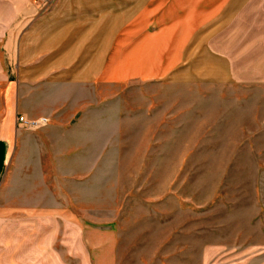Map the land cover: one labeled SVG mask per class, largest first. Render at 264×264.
I'll list each match as a JSON object with an SVG mask.
<instances>
[{
	"label": "rangeland",
	"instance_id": "rangeland-1",
	"mask_svg": "<svg viewBox=\"0 0 264 264\" xmlns=\"http://www.w3.org/2000/svg\"><path fill=\"white\" fill-rule=\"evenodd\" d=\"M261 3L170 76L63 89L24 126L0 264H264ZM25 207L46 210L41 247H25Z\"/></svg>",
	"mask_w": 264,
	"mask_h": 264
},
{
	"label": "crops",
	"instance_id": "crops-1",
	"mask_svg": "<svg viewBox=\"0 0 264 264\" xmlns=\"http://www.w3.org/2000/svg\"><path fill=\"white\" fill-rule=\"evenodd\" d=\"M256 1L264 8V0H0V187L19 116L45 117L63 89L164 79L225 32L238 34ZM24 211L25 247H41L46 210Z\"/></svg>",
	"mask_w": 264,
	"mask_h": 264
},
{
	"label": "built area",
	"instance_id": "built-area-1",
	"mask_svg": "<svg viewBox=\"0 0 264 264\" xmlns=\"http://www.w3.org/2000/svg\"><path fill=\"white\" fill-rule=\"evenodd\" d=\"M18 121L27 128L35 129V128L43 126L46 123L47 119L45 117L27 119L24 116H19Z\"/></svg>",
	"mask_w": 264,
	"mask_h": 264
}]
</instances>
